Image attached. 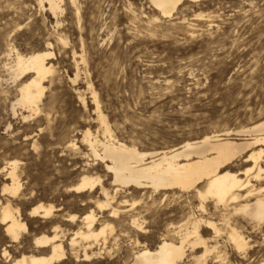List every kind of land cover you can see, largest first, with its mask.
Instances as JSON below:
<instances>
[{
	"label": "rangeland",
	"instance_id": "1",
	"mask_svg": "<svg viewBox=\"0 0 264 264\" xmlns=\"http://www.w3.org/2000/svg\"><path fill=\"white\" fill-rule=\"evenodd\" d=\"M58 5L53 15L38 0H0V173L9 162L18 163L24 186L15 203L30 231L52 236L51 228L59 227L67 253L60 264H128L135 252L133 219L148 228V237L138 239L149 248L159 243L171 221L177 226L199 218L220 225L230 217L240 223L234 204L198 197L205 181L184 193L142 196L121 188L114 195L110 175L103 178V163L90 155L83 136L89 132L105 141L93 93L113 139L146 153L170 152L204 136L247 130L264 121V0L185 2L168 18L149 0H60ZM44 52L52 54L46 60L52 72L42 82L44 94L35 112L18 104L20 89L34 75L16 78L14 65L16 55ZM70 142L75 149L67 148ZM259 149L257 164L264 169L263 145L238 157L229 170L242 180L252 179L257 169L246 174L254 162L245 161ZM87 168H97L114 197L105 210L98 207L104 201L98 192L89 198L66 190ZM261 181L253 185L264 188V175ZM2 183L3 173L0 195ZM37 206L55 207L51 218L32 219L29 211ZM91 212L95 231L108 226L105 246L100 237L97 242L78 238L71 247L74 233L86 231L83 217ZM71 216L77 220L67 222ZM204 235L210 241V234ZM248 236L253 247L247 261L233 250L225 231L217 239L228 264L264 262L262 240L255 233ZM29 237L22 247L31 245ZM85 248L99 255L82 263ZM215 262L211 255L207 264Z\"/></svg>",
	"mask_w": 264,
	"mask_h": 264
},
{
	"label": "bare ground",
	"instance_id": "2",
	"mask_svg": "<svg viewBox=\"0 0 264 264\" xmlns=\"http://www.w3.org/2000/svg\"><path fill=\"white\" fill-rule=\"evenodd\" d=\"M38 1L41 8L44 9L47 7V10L53 15H56V12L59 10L58 4L60 0ZM70 1L71 3L75 2V0ZM149 1L163 17L168 18L177 7L182 6L185 2L195 4L206 0ZM51 56V53L45 52L28 56L16 55L14 65L15 77L18 78L28 73L34 75L20 89V98L18 100L20 106L38 112V104L44 94L42 82L52 72V67L46 64V60H49ZM93 98L96 104L97 119L100 121V125L103 126L105 141L100 142L97 139L98 137L92 138L89 132H85L83 142L94 160H99L103 163L102 168L105 173L103 178L110 175L112 181L109 187L114 190V195L121 188L134 189L137 192L143 193L142 196L145 194L164 195L170 191L184 193L205 181L206 184L203 191L197 189L199 198L205 199L210 197L217 204L223 206L234 204V215L241 216L240 223L231 222L230 217H225L221 220L220 225L213 221L199 218L188 220L177 226L171 224V221L166 226L163 235L160 234L162 238L154 248L152 246L149 248L145 244L146 242L142 243L139 241L138 236L148 237L149 233L146 231L148 228H144L143 222H140L138 219H133L131 221V228L135 232V237L132 245L135 252L128 264H207L208 258L211 255H214V259L216 260L215 264H228L226 262V254L218 250L219 243L217 242V239L220 238L224 231L233 250L241 256V260L247 261L248 252L253 247L251 246L252 241H250L248 236L249 232L255 233L256 236L258 235L262 240L261 244H264V188H258L253 185V182L259 183L261 177L264 175V169L257 164L261 158L262 150L259 149L257 152H252L249 159L245 161L253 160L254 162L253 168L246 170V174L250 175L255 168L257 169V173L252 179L246 178L242 180L237 173H233L228 168L229 164L237 160L245 152L264 145V121L250 126L247 130L242 129L236 132L226 131L222 135L204 136L199 140L186 142L170 152L155 151L153 153H146L139 151L135 146H126L113 139L106 119L99 111L97 98L94 93ZM232 136L235 138H232ZM247 136H251V138L246 139L245 137ZM67 148L75 149L76 145L70 142ZM38 155L40 154L38 153ZM20 164L22 165V163ZM51 167L50 169L53 170V166ZM18 168V163L12 161L1 171L5 183H2L3 187L0 195V264H60L65 261L67 253L63 247L61 236L59 235V227H52L50 225L52 227V236H46L44 234L36 236L34 235L36 234L35 232L33 234V231H30L31 227H28L30 222L28 221L29 223L27 224V221L21 216V211L19 212L16 207L15 200L19 196L21 187L24 186V184L21 185V173H19L20 170ZM96 169L90 170L87 168L85 171H80L78 182L75 185L65 187L69 193L87 195L89 198L98 192L104 200L97 203L99 209L102 211L110 206L114 197L108 191V185H105V181L101 178V175L98 176L96 174ZM38 179L36 180L39 182ZM51 179L49 180V184L53 183ZM30 186L31 190L32 184ZM156 197L154 198L157 199ZM46 207L37 206L32 208V211H29V216L32 219L39 218L41 220L51 218L55 207ZM199 208L202 212H205L203 205H200ZM57 211L59 212L61 209ZM93 213L91 212L83 217L86 231L84 232L83 228L82 231L79 230L74 233L73 237L71 236L72 238L69 241L71 247L78 244V238L86 242L89 240L97 242L100 237L104 238L102 246H105L106 238L104 234L108 226H103L95 231V217ZM75 219L74 216H71L67 222H74ZM208 233L211 236L209 238L210 241L204 237V234ZM28 237L31 240V245L29 244V247L26 248L22 247V243L25 239L28 240ZM211 242H213L212 245L210 244ZM252 244H255L254 247H257L254 240ZM98 255V253L89 254L85 248L81 261L82 263H89ZM259 264H264V262Z\"/></svg>",
	"mask_w": 264,
	"mask_h": 264
}]
</instances>
